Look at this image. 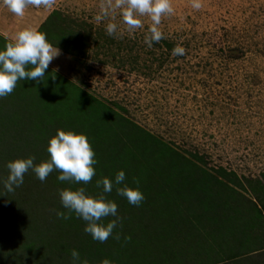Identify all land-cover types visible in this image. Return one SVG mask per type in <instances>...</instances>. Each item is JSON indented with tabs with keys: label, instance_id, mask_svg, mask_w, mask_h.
Returning <instances> with one entry per match:
<instances>
[{
	"label": "rangeland",
	"instance_id": "1",
	"mask_svg": "<svg viewBox=\"0 0 264 264\" xmlns=\"http://www.w3.org/2000/svg\"><path fill=\"white\" fill-rule=\"evenodd\" d=\"M199 2L172 0L165 38L149 47L151 18L130 31L118 0H55L23 17L0 0V50L35 29L59 51L43 81H19L0 98V264H72L73 249L89 264H264V0ZM58 130L88 137L92 181L61 182L53 171L41 182L29 171L7 192L8 162L48 160ZM121 170L126 180L103 193L97 181ZM136 180L138 207L117 194ZM81 187L118 205L105 243L74 212L57 215L68 214L60 191ZM141 235L149 244L125 257Z\"/></svg>",
	"mask_w": 264,
	"mask_h": 264
},
{
	"label": "clouds",
	"instance_id": "2",
	"mask_svg": "<svg viewBox=\"0 0 264 264\" xmlns=\"http://www.w3.org/2000/svg\"><path fill=\"white\" fill-rule=\"evenodd\" d=\"M54 2L55 0H3L8 10L18 17H23L29 6L51 8ZM116 6L124 9L123 20L130 31L143 27L140 17L147 15L151 18L153 22L149 29L151 35L145 39L149 47L165 38L159 25L162 16L174 12L172 0H118ZM192 7L199 9L201 7L199 0H192ZM117 30L118 26L115 23L107 25L106 31L109 36H114ZM172 54L183 56L185 49L177 46L172 50ZM58 55L59 51L54 50L45 33L35 29L19 31L14 42L8 43L3 50H0V98L12 94L19 81H36L37 83L43 81L49 64ZM47 151L49 159L39 164L34 162L35 157L8 162L9 175L3 181V187L7 192H14L16 188L21 187L29 171L35 173L36 178L41 182L46 181L53 171L60 173L57 177L59 181L76 184L81 182L87 184L96 175L94 165L98 161L95 159V151L85 134L58 130L57 134L49 140ZM125 180L126 173L121 170L116 174L114 182L105 178L97 181V186L102 185L103 193H111L113 183L119 185ZM135 183L136 188L126 185L117 188V194L126 198L131 205L138 207L145 200V196L139 189V180ZM59 195L61 204L64 209L68 210V214L58 212V217L67 220L74 212L78 218L86 222L84 231L91 235L94 241L100 243H105L113 235L117 220L120 219L118 205L114 201L108 200L103 194L97 197L89 196L82 187L77 190L62 189ZM109 216L117 219L106 225L102 223ZM71 258L72 264H89L86 259L81 258L76 249L71 251ZM103 264H110V262L105 260Z\"/></svg>",
	"mask_w": 264,
	"mask_h": 264
},
{
	"label": "trees",
	"instance_id": "3",
	"mask_svg": "<svg viewBox=\"0 0 264 264\" xmlns=\"http://www.w3.org/2000/svg\"><path fill=\"white\" fill-rule=\"evenodd\" d=\"M19 83V82H18ZM149 135V134H148ZM148 138V140H146V141H148L150 144L152 143V144H154V139H152L151 137H150V135H149V137H147ZM144 140V139H143ZM144 142H145V140H144ZM157 147H158V150H156L155 151V153L156 152H159V154H160V156H161V154H163L164 156L166 155L165 154V150H162L163 149V145L161 144V143H159V145H157ZM173 155H175L174 157L176 158V159H174L175 160V164H172L173 166H174V168L175 167H177L178 165H180V168H182L183 167V162H182V160H181V155H179L178 153H176V152H174L173 153ZM162 159H165V158H162ZM155 161H157V160H155ZM118 162V161H117ZM121 163V160L118 162V164H120ZM179 168V169H180ZM174 172H177L176 170H174ZM181 171H178V173L179 174H176V176H177V178H186V177H184V174H182V173H180ZM175 183H177L176 181H175ZM142 190V189H141ZM141 240L139 241V240H137V241H135V245L136 246H134L133 247V249L131 250V253L129 252V254H126L125 255V257H134L136 254H135V248L138 246L139 247V245L141 244V245H148L149 244V240H145V239H143V236L141 235ZM140 248V247H139ZM140 249H142V248H140ZM144 250V249H143ZM129 260V259H128Z\"/></svg>",
	"mask_w": 264,
	"mask_h": 264
}]
</instances>
